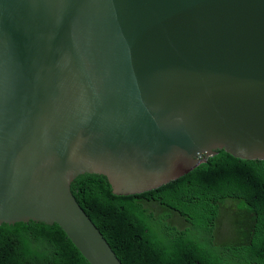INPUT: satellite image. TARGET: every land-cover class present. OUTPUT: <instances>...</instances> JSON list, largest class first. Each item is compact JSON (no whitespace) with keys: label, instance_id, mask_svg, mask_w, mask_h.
<instances>
[{"label":"water","instance_id":"water-1","mask_svg":"<svg viewBox=\"0 0 264 264\" xmlns=\"http://www.w3.org/2000/svg\"><path fill=\"white\" fill-rule=\"evenodd\" d=\"M218 150L264 160V0H0V225L121 264L72 182L138 195Z\"/></svg>","mask_w":264,"mask_h":264},{"label":"trees","instance_id":"trees-1","mask_svg":"<svg viewBox=\"0 0 264 264\" xmlns=\"http://www.w3.org/2000/svg\"><path fill=\"white\" fill-rule=\"evenodd\" d=\"M71 189L121 264H264V160L218 150L138 195H116L104 175ZM65 235L57 224L3 223L0 264H89Z\"/></svg>","mask_w":264,"mask_h":264},{"label":"flooded vegetation","instance_id":"flooded-vegetation-1","mask_svg":"<svg viewBox=\"0 0 264 264\" xmlns=\"http://www.w3.org/2000/svg\"><path fill=\"white\" fill-rule=\"evenodd\" d=\"M219 236H221V234H220V230H219V228L217 227V228L215 229V231L213 232V236H212V238L217 239Z\"/></svg>","mask_w":264,"mask_h":264},{"label":"rangeland","instance_id":"rangeland-1","mask_svg":"<svg viewBox=\"0 0 264 264\" xmlns=\"http://www.w3.org/2000/svg\"><path fill=\"white\" fill-rule=\"evenodd\" d=\"M221 233V232H220Z\"/></svg>","mask_w":264,"mask_h":264}]
</instances>
